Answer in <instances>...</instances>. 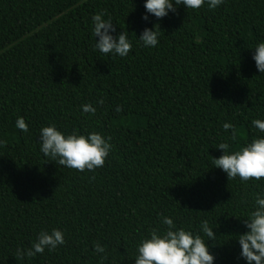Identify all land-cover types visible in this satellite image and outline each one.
Returning <instances> with one entry per match:
<instances>
[{
  "label": "trees",
  "instance_id": "16d2710c",
  "mask_svg": "<svg viewBox=\"0 0 264 264\" xmlns=\"http://www.w3.org/2000/svg\"><path fill=\"white\" fill-rule=\"evenodd\" d=\"M145 3L0 0V264H135L149 230L166 229L163 217L205 241L207 220L214 264H247L238 236L249 231L244 220L264 179L229 180L213 158L224 154L220 143L232 153L264 138L252 125L264 120V73L253 59L264 43V0L178 5L162 19ZM104 10L111 35L128 32L126 57L96 48L92 17ZM156 24L159 44L145 47L139 36ZM51 125L65 135L111 137L105 165L80 172L46 157L40 133ZM53 229L64 245L16 258Z\"/></svg>",
  "mask_w": 264,
  "mask_h": 264
},
{
  "label": "clouds",
  "instance_id": "9594fccd",
  "mask_svg": "<svg viewBox=\"0 0 264 264\" xmlns=\"http://www.w3.org/2000/svg\"><path fill=\"white\" fill-rule=\"evenodd\" d=\"M205 3L210 9H215L224 3V0H146L145 8L147 13L154 15L157 19L166 17L169 12H175L176 6L184 5L187 9L199 10ZM106 10L95 14L92 17L95 37H99L96 48L103 54H113L126 57L132 50V43L128 37V32L124 31L114 37L110 33L116 29L109 16L105 18ZM143 19L147 21L146 14ZM160 26L156 24L155 30L146 28L139 36L145 47H156L159 44ZM253 59L257 69L264 73V43H260L255 48ZM100 105L104 100L98 101ZM85 113L96 114L97 109L91 104L82 105ZM122 106H117L116 111H122ZM252 125L260 132H264V120L255 119ZM18 129L27 133L28 124L23 117L16 121ZM225 132L231 130L232 141L237 140L235 126L226 122L223 124ZM111 137L105 138L98 132L85 135L76 133L65 135L57 130L55 125L46 126L41 129L40 142L41 151L52 161L69 169L80 172L95 171L105 165L106 159L112 151L113 145L110 143ZM6 143L0 141V144ZM224 154L219 158H213L215 167L222 169L229 180L239 177L242 181L264 179V138L253 139L246 146L239 147L238 150L230 153V145L223 142L218 145ZM95 179V177H92ZM245 227L249 229L244 234L238 236L241 247L240 256L247 261V264H264V195L257 194L255 198V210L251 211L248 218L244 220ZM161 228H151L150 238L141 240L137 249L135 264H214L215 257L210 253L208 240L215 241L216 233L209 227L207 220L202 221L201 230L208 238L207 241L200 234H193L183 228L177 229L174 221L170 217H163ZM66 243L64 233L59 229H53L51 233L41 231L38 239L33 242L28 249L18 248L16 258L24 259L25 256L31 258L37 254H43L45 249L55 250L58 246ZM97 253H106V248L99 243L95 244ZM102 259H107L104 255Z\"/></svg>",
  "mask_w": 264,
  "mask_h": 264
}]
</instances>
